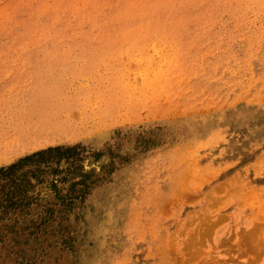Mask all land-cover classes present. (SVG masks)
<instances>
[{
	"label": "rangeland",
	"instance_id": "rangeland-1",
	"mask_svg": "<svg viewBox=\"0 0 264 264\" xmlns=\"http://www.w3.org/2000/svg\"><path fill=\"white\" fill-rule=\"evenodd\" d=\"M76 145L0 264H264V0H0V169Z\"/></svg>",
	"mask_w": 264,
	"mask_h": 264
},
{
	"label": "trees",
	"instance_id": "trees-1",
	"mask_svg": "<svg viewBox=\"0 0 264 264\" xmlns=\"http://www.w3.org/2000/svg\"><path fill=\"white\" fill-rule=\"evenodd\" d=\"M82 152L80 145L49 148L0 169V220L11 213L26 212L36 201L32 193L38 187L54 192L57 205L62 207L59 213L76 207L92 184L90 175L81 172L86 157Z\"/></svg>",
	"mask_w": 264,
	"mask_h": 264
}]
</instances>
